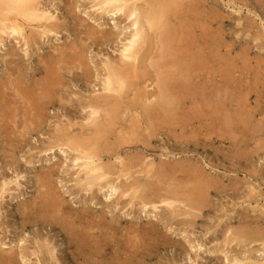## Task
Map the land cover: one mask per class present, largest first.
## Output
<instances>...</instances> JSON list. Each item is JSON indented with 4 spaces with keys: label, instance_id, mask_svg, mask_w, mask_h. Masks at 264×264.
<instances>
[{
    "label": "rangeland",
    "instance_id": "374dc122",
    "mask_svg": "<svg viewBox=\"0 0 264 264\" xmlns=\"http://www.w3.org/2000/svg\"><path fill=\"white\" fill-rule=\"evenodd\" d=\"M99 1L37 0L40 11L51 17L54 27L46 28L48 33L43 34L35 23L26 27L29 47L18 36L1 35L0 82L8 68L27 80L33 68L43 63L40 61L63 51L71 61L75 59L74 64H83L74 73L79 75L84 69L89 78L65 77L56 100L43 112L35 130L24 133L29 116L22 111H15L14 119L6 122L5 132L0 130V264L83 263L76 259L73 246L66 245L65 234L34 214L49 200V193L65 210L81 216L82 220L73 222L75 228L102 220L104 228L110 225L112 229L94 228L93 232L106 236L110 247L124 242L122 246H135L138 251L152 249L150 256H137L141 264H232L245 250L251 252L246 263L263 264L261 242H245L247 246L243 247L235 242L226 244L225 239L246 229L264 235V7L257 0H183L174 5L175 18L171 14L168 17L172 27L188 28L185 49L203 60L201 76L186 85L187 98L181 110L171 122L148 117L143 106L153 96L146 101L143 98L155 88L147 79L138 94L129 86L124 90V100L110 104L116 108L115 121L110 123L108 133L98 130L97 134L104 136L100 139L103 146L118 150L125 166L123 174L128 173L117 179L119 175L109 173V169L117 171L121 163L105 158L100 164L109 167L107 182L118 189L138 180L131 198V190L124 196H119V190L110 195L107 187L87 191L86 178L79 171L82 161L75 164L76 153L65 146L70 139L90 137L83 133L87 129L94 135L87 101L100 94L104 63L115 61L125 43L113 33L128 36L131 32V22L99 10ZM102 33L110 34L112 40L105 41ZM8 53H13L12 57ZM142 170H148V174L137 173ZM188 172L198 174L208 187L200 211L190 208L184 198L188 192L185 185L190 183L185 176ZM47 173L51 175L45 176ZM147 183H156L154 186L164 190L163 195L177 187L181 204H147ZM21 213L26 216L24 220ZM133 229L138 240L128 232ZM93 241H89L90 246ZM84 258L88 259L87 254Z\"/></svg>",
    "mask_w": 264,
    "mask_h": 264
},
{
    "label": "bare ground",
    "instance_id": "6f19581e",
    "mask_svg": "<svg viewBox=\"0 0 264 264\" xmlns=\"http://www.w3.org/2000/svg\"><path fill=\"white\" fill-rule=\"evenodd\" d=\"M180 1H183V0H100L98 3L99 10L107 11L109 13L111 12L112 14L118 15L121 18H124L125 20H128L129 22H131L130 24L131 32L129 33L128 36H124L122 32L117 33V35H114L113 33V36H115L116 39L118 40H120L121 38H124L125 43H123L122 48L119 51V56L115 61L108 60L104 63V69H103L104 73H103V77L101 81L102 83H101L100 89L98 90L100 94L92 96L87 101V106L90 109V116H89L91 117L90 122L94 124L95 129H96L93 131L94 135L91 136L92 135L91 132L89 131V129H87V131H83V133L85 132L91 138L90 137L86 139L79 138L78 140H75L74 138V139H70L71 141L65 144L67 148H69L70 150L76 153L74 163L76 164L77 161H82V163L79 165V168H80L79 171L82 172L86 178V185L88 188L87 191H91L94 188H97L98 191H101L102 187H107L110 189V195L115 194L117 190H119L120 191L119 196H124L126 192L131 190L132 192L131 198H133L137 191L136 189L139 186L138 180H134L132 181L131 184L127 186L125 185V186L120 187L118 185L119 188L117 189L116 187L113 186V184L107 182L109 167L106 165L104 166L100 164V162L105 158L114 159V160L118 159L119 162L121 163L120 164L121 169L116 171L114 170V168H111L112 171H110L111 169H109V173L114 174L115 172L117 175H119L117 179L121 176H126L128 174L126 172L123 174L125 166H124L123 161L120 160V157H119L120 155L118 153V150L113 149V146L112 147H109V146L107 147L106 145L103 146L102 144L104 142L101 143L100 139H102L104 136L100 138L97 135L99 134L98 130L102 134L110 130L109 129L110 123L112 124V122L115 121L116 108L110 104L113 101H118L119 103L121 102V100H124L125 98L124 90L128 88L129 86H131L132 90H134L135 93L138 94L139 91L142 90V88H140V85L148 79L151 81V84L152 83L154 84L155 89L149 92L148 95L143 98L146 101L148 96H149V99L151 96H153V100L151 98L152 101L147 106L145 105L143 106L145 109L144 112L146 113L148 117L153 116L157 118L158 120H160L161 122H171L174 120L175 115L177 116L178 111L181 110L182 102L187 98L186 85L190 84V82H192L195 78H198L201 76L200 75V72L202 71L201 63L203 60L197 58L198 55L196 54L195 56H193L194 53L193 55L188 53L189 51L185 49L186 47H188V36L190 34V31L188 30V28H185V27L183 28L178 27V28H181L180 30L174 29L168 18L170 14L172 15L171 16L172 19L175 18L173 17L172 11H174V5ZM257 1L260 5L262 4V6L264 7V0H257ZM139 2H142L141 3L142 6L137 5V3ZM37 3H38L37 0H0V42H2L1 35H6L9 37L18 36L24 41V45L26 47H29L30 41H29V36H27L25 32L26 27H28L32 23H35L37 27H40L43 29V32H42L43 34H45L46 32L48 33L50 31L49 29L54 27L53 24L50 23L51 17L49 15H46V13H44L43 11H40V8H38ZM181 7H184V6H181ZM181 19L183 20L184 18L182 17ZM46 28H49V29H46ZM200 28L202 29V27ZM101 36L105 41L112 40V38H110L111 36L110 34L102 33ZM174 45L175 46L179 45L180 47L185 46V47L184 49H180V48H176ZM155 46H157V48H155ZM71 49L73 48L71 47ZM153 49H154V52H152ZM172 51L175 53H172ZM58 53L59 54L57 56H54V55L47 56L45 60L40 61L43 63L33 68L31 72L32 75L30 74L32 77L26 78L27 80L20 78L21 75H19L18 72L14 68L13 69L8 68L6 70L5 75H4V81L0 82V122H1L0 130L2 129L1 131L3 132L6 131L7 129L5 128L6 122H8V120L14 119L15 111H22L23 114L26 113L29 116L27 120V122L29 121L28 123L29 125L27 126L25 122L26 126L25 127L23 126L24 133L28 132V130L30 131L35 130L38 127V121L43 120L42 118L45 114L43 112L46 111L48 106H51L53 104L52 101L56 100L58 96V95L56 96L57 91L61 90V88L63 87L64 85L63 79L65 77L69 76L71 78H76V77L78 78L83 77L85 79L89 78L88 73L84 69L81 70V74L79 75H76V73H74V70H78L82 68L83 64L81 63V61H79V63L77 64H74L73 62L75 61V59L74 60L72 59L71 61V59L68 57V55L64 51L58 52ZM12 55L13 53H8L9 57H12ZM166 56L167 58H165ZM67 60H70V61H67ZM147 60L148 62H146ZM206 71L208 72V70ZM36 76H40V77L38 79H34L33 77H36ZM144 89H146V87H144ZM231 93H234V92H231ZM194 94L197 95V92H194ZM191 97H196V96L191 95ZM139 101H142V100H139ZM200 102H201V99H200ZM241 111H242V108H241ZM193 114H196V113H193ZM125 116L126 115L124 114V117ZM219 117H222V116H219ZM30 126H33V127L29 128ZM225 126H227V124ZM229 127H232V126H229ZM223 131L226 132L225 130ZM242 131L243 130H241L240 132ZM118 139H123V138H118ZM127 142L128 141L125 140V143ZM118 144L119 145L123 144V142L121 143V141L118 140ZM106 162L108 163V161ZM163 164H164V161H163ZM186 167H188V165ZM166 170H168V168ZM137 173L139 175L145 176L146 173L148 174V170L138 171ZM50 175L51 174L47 173L45 176L48 177ZM41 176L43 178L42 174ZM185 176H187L190 183L188 184L186 183L187 185H185V187H188L186 188V190L188 189V192L185 194L184 198L187 199L186 201H187V204L190 205V208L200 211L201 208L203 207L204 197L206 195L205 193L207 192L206 188L208 187L206 186V183L204 181L202 182L200 180V177L198 174L193 175V172H188L187 175L185 174ZM128 178H130V176H128ZM43 179H46V178H43ZM184 181L186 182V179ZM207 181H210V180H207ZM154 185L151 186L150 183H147L146 185L147 189L148 188L150 189V192L148 193L150 198L146 200L147 204L149 203V204H152V206H154L156 203H159V204H164L165 206H168V207L173 206L174 203L181 204V202L178 201V199L180 198L179 197L180 194L177 191V187H175L176 189H173L169 193L166 191L167 193L165 192L166 194L163 195L161 192H164V190L162 188H157ZM47 188L49 187L47 186ZM93 193L94 192H92L91 194ZM54 196L55 195L49 193L47 196L49 200H47L43 205H41L39 207V210L35 211L34 209L33 210L31 209L30 211L32 212L35 211L36 213L34 214L38 216L41 221L50 223V225L57 226L60 232H63L65 234L66 245L73 246L72 252L73 253L76 252V256H77L76 259L81 260L83 262V263L81 262L82 264H141V262L137 260L138 258L137 256H141V257L145 255L150 256V251L152 249L138 251V250H135L134 248L135 246H122L123 244H125L124 242L118 245L116 244V246L114 247H110V245L107 242L106 236L102 234L99 235L97 231L93 232L94 228L100 231V228L105 227L104 224H102V220L98 222L96 221L87 222L83 224V227L75 228V226L73 225L74 224L73 222L75 221L76 218H78L79 220H82L81 216L78 217L75 215V213H72L70 210H65L63 206H61L59 203L55 201L56 199L54 200ZM146 203H142L143 207L146 205ZM32 212H30L29 215ZM21 215H22L21 218L24 220L26 216H24L23 213H21ZM104 229L110 231L112 229V226L109 225ZM135 231L136 230L134 229L132 231L131 230L128 231L129 234L133 236L132 237L133 239H137V236H134L136 233ZM225 235L226 234H224V236ZM93 240L94 241L97 240L98 242L97 241L94 242ZM89 241H93L91 246L89 245L90 244ZM225 241H226V244H230V243L233 244V242H235L236 245L243 244V247L245 245V242L255 243V241L257 242L259 241L261 242L262 247L264 248V235H260L258 233L256 234L255 232L250 231V230L247 231V229L245 230V232H241L238 234L230 233L229 237L226 238ZM127 242L129 243V241ZM242 252L238 253L237 255L239 259L234 258L232 260L233 261L232 264H248L246 263V261H249L248 258L251 256V252L249 251L246 252V250ZM256 252L258 251L256 250ZM86 254H87L88 259H85V258L83 259V257ZM106 255H108V258H106ZM7 260L11 261L10 258H8ZM254 261H257V260H254ZM257 262H259V260ZM260 262H262V260Z\"/></svg>",
    "mask_w": 264,
    "mask_h": 264
}]
</instances>
